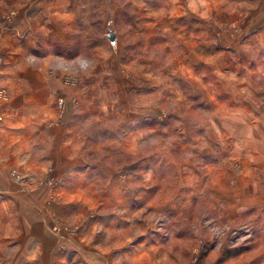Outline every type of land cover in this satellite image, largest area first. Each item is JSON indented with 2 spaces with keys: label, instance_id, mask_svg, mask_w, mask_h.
Here are the masks:
<instances>
[{
  "label": "clouds",
  "instance_id": "clouds-1",
  "mask_svg": "<svg viewBox=\"0 0 264 264\" xmlns=\"http://www.w3.org/2000/svg\"><path fill=\"white\" fill-rule=\"evenodd\" d=\"M0 264H264V0H0Z\"/></svg>",
  "mask_w": 264,
  "mask_h": 264
}]
</instances>
